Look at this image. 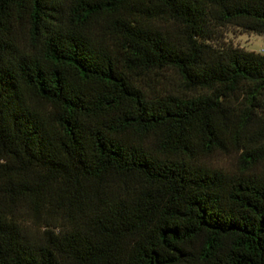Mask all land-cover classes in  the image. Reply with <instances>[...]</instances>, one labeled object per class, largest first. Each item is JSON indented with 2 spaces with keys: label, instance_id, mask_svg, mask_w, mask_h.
Listing matches in <instances>:
<instances>
[{
  "label": "trees",
  "instance_id": "1",
  "mask_svg": "<svg viewBox=\"0 0 264 264\" xmlns=\"http://www.w3.org/2000/svg\"><path fill=\"white\" fill-rule=\"evenodd\" d=\"M225 24L264 0H0V264H264V53Z\"/></svg>",
  "mask_w": 264,
  "mask_h": 264
},
{
  "label": "rangeland",
  "instance_id": "2",
  "mask_svg": "<svg viewBox=\"0 0 264 264\" xmlns=\"http://www.w3.org/2000/svg\"><path fill=\"white\" fill-rule=\"evenodd\" d=\"M207 41L214 46L228 44L239 49L264 53V35L246 30L236 24H225L215 27L210 31ZM164 73L167 79V81H165V87L171 89L177 88V76L175 73L171 70L164 71ZM235 156V151H230L227 154L216 153L205 161L209 165L230 170L234 166ZM26 228L27 232L34 239L39 236V229H36L31 222H27Z\"/></svg>",
  "mask_w": 264,
  "mask_h": 264
},
{
  "label": "built area",
  "instance_id": "3",
  "mask_svg": "<svg viewBox=\"0 0 264 264\" xmlns=\"http://www.w3.org/2000/svg\"><path fill=\"white\" fill-rule=\"evenodd\" d=\"M263 51H264V49H263Z\"/></svg>",
  "mask_w": 264,
  "mask_h": 264
}]
</instances>
